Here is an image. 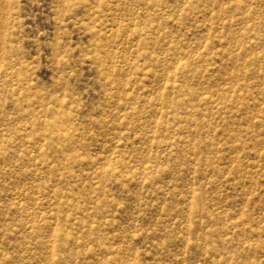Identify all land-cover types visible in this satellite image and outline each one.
Masks as SVG:
<instances>
[{"label":"rangeland","instance_id":"rangeland-1","mask_svg":"<svg viewBox=\"0 0 264 264\" xmlns=\"http://www.w3.org/2000/svg\"><path fill=\"white\" fill-rule=\"evenodd\" d=\"M0 264H264V0H0Z\"/></svg>","mask_w":264,"mask_h":264}]
</instances>
